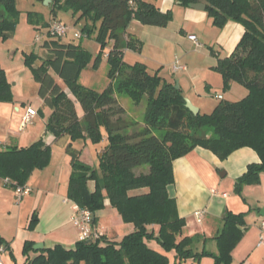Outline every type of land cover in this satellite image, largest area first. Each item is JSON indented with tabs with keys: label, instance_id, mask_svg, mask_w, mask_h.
Listing matches in <instances>:
<instances>
[{
	"label": "trees",
	"instance_id": "16d2710c",
	"mask_svg": "<svg viewBox=\"0 0 264 264\" xmlns=\"http://www.w3.org/2000/svg\"><path fill=\"white\" fill-rule=\"evenodd\" d=\"M183 6L206 3L213 24L224 28L229 21L242 24L245 32L231 55L219 58L213 67L221 74L225 88L240 83L248 93L240 100L221 99L210 113L195 115L186 107L181 88L151 73L142 62L124 61L126 49L139 50L141 42L128 29L133 20L144 25L165 27L173 12H163L146 0H51L54 20H60L57 10L73 12L75 24L85 36L97 33L102 47L109 46L107 59L112 65L111 76L118 82L103 91L90 89L78 79L91 60L90 52L73 41L51 35L45 23L44 44L50 57L34 64L36 53L27 56L39 83L38 94L51 109L47 130L71 158L67 197L95 215L108 200L125 222L135 230L120 241L101 235L97 239L78 241L74 248L58 244L27 256L16 264H171L169 252H174V264L210 256L214 264H232L233 251L246 231L244 213L227 212L223 226L214 237L218 251L206 248L194 250L196 237L183 234L186 221L180 216L177 201L169 187L175 183L173 163L196 147L211 150L225 160L242 147L253 148L260 157L251 163L237 180V191L244 185L261 182L264 172V0H176ZM17 0H0V41L8 38L18 22ZM31 15V14H30ZM43 18L39 15V18ZM29 20L39 24L31 16ZM97 56L94 67L100 63ZM69 90L70 94L64 90ZM11 86L0 65V100L11 98ZM118 94L128 95L136 105L148 100L146 124L130 135L125 132L136 122L126 123ZM193 127V129L191 128ZM213 129L209 134L207 129ZM101 144L98 165L81 159L84 147L78 140ZM103 142V143H101ZM52 157V147L40 139L30 146L0 150V177H9L18 184H27L32 173L46 168ZM148 167L147 171L136 172ZM94 182V189L88 183ZM147 188L143 193L132 191ZM39 221L34 214L29 228ZM9 243L0 236V244ZM160 247L157 248L154 244ZM32 242H26L24 252L30 254Z\"/></svg>",
	"mask_w": 264,
	"mask_h": 264
},
{
	"label": "crops",
	"instance_id": "0c3cea01",
	"mask_svg": "<svg viewBox=\"0 0 264 264\" xmlns=\"http://www.w3.org/2000/svg\"><path fill=\"white\" fill-rule=\"evenodd\" d=\"M146 1L154 3L163 12L172 11L173 19L165 27L144 25L133 20L128 34L141 42V48L126 49L123 59L129 51H133L138 55L137 60H140L136 62L146 64L151 73L157 72L165 80L179 84L185 99L189 98L201 112L206 104L207 92L217 88L221 90L223 86L221 74L213 67L219 58L231 55L245 28L234 21H229L224 28H218L206 10L183 6L176 0ZM191 35L196 36L197 42L190 38ZM176 61L184 68L174 70ZM135 63L130 62V65ZM164 72H168L166 76L174 78H167L163 75ZM235 83L231 84L232 88ZM240 87L235 88L234 95L242 99L248 90L243 85ZM217 95H222V99L227 96L225 93H217L216 97ZM19 111L21 115L17 118L18 122L8 130L11 134H8L6 144L11 145L1 149L27 147L43 139L46 145L52 147V157L46 168L37 169L32 173L27 182L31 192L20 200H17L15 188L0 184V236L9 243V248L7 247L3 256V264L23 263L27 256L33 257L37 251L58 244L74 248L79 241V232L73 222L75 202L67 197L72 166L71 158L65 152V144H59L55 136L47 130V112H43L39 117L45 122L44 125L40 120L36 121L37 114L25 130L30 126L34 128L25 131L20 129V124L27 108H19ZM0 146H4L1 141ZM56 147L62 150L57 153ZM94 147L96 153L101 155L102 147ZM85 148L80 157L87 162L84 157ZM259 162L258 153L251 147L239 148L222 160L211 150L200 146L174 161L175 183L169 187V192L177 201L180 216L186 221L183 234L196 237L195 251L201 252L206 248L207 251L217 252L214 237L222 229L224 215L227 212L244 213L246 231L233 251L232 264H264V233L260 227L264 218V172L259 184L244 185L241 192L236 188L238 178L247 171L248 166ZM88 164L97 165V162L92 157ZM88 184L94 189V182ZM147 190L144 188L132 193H143ZM197 211H203L201 221L195 216ZM35 213L38 214L39 221L35 228L31 229L29 225ZM94 229L110 240L120 241L133 232L135 226L125 222L119 211L107 200L105 208L94 215ZM255 232L257 241L249 251V238ZM26 242L34 244L28 255L24 252ZM154 246L159 248L156 243ZM239 249L241 259L237 261L235 256ZM186 261H189L187 264H214V259L210 256L202 257L199 262L192 258Z\"/></svg>",
	"mask_w": 264,
	"mask_h": 264
},
{
	"label": "rangeland",
	"instance_id": "374dc122",
	"mask_svg": "<svg viewBox=\"0 0 264 264\" xmlns=\"http://www.w3.org/2000/svg\"><path fill=\"white\" fill-rule=\"evenodd\" d=\"M17 9L19 11L18 22L13 31H11L8 35V38H5L0 41V65L5 70L6 79L10 82L11 86V98L9 100H0V141L3 142L4 146L7 147L11 144H6L8 141L7 136L11 134L8 130L18 122L19 116L21 112L19 108L22 110L25 108L32 107L36 111H38V117L36 121H41L39 118L43 112L48 113V119L51 115V109L47 107L41 97L38 94L39 83L37 79H35L33 67L28 63L27 56L32 52L36 53L37 57L34 58V64L38 65L41 62L42 58L46 59L50 57V52L43 47L44 38L47 31V26H44L45 23L52 22L53 14L51 12L50 4L46 5L43 1L39 0H17ZM31 14V15H30ZM42 15L39 18V15ZM57 15L61 18L60 21L65 22L70 27L68 34L63 35L62 41L68 42L73 41L78 44H81L85 49L90 52L91 60L89 64L81 71L78 81L84 86L90 87V89H95L97 91H103L104 88L108 87L110 84L117 85L119 80L118 74L115 78L111 76V68L112 65L105 56L109 52V46L102 47V44L97 40V33L94 32L91 36H84L82 38H77L75 33L80 30V27L75 24L76 17H74L73 12L70 10L59 9L57 10ZM34 18V20H38L39 24H35L29 20V17ZM77 28V29H76ZM39 37H42L40 40ZM101 55L100 63L97 67H94V62L96 57ZM137 54H134L133 51H129L127 55H125L124 60L130 64L135 63L139 59ZM168 69V64L165 66V70ZM163 75H168V72H164ZM167 78L173 79L174 76H166ZM235 87L225 88L224 84L222 89L210 90L207 92L205 96L206 104L201 109L202 113H210L216 107V105L221 101L216 97L217 93H225L227 100H239L238 96H235V88H241L240 83H235ZM66 90L69 94V90ZM119 104L125 108V113L122 114L126 123L136 122L135 125H131L125 132L130 135L137 133L142 130L146 124V113L148 110V100L146 97L143 98L142 102L136 105L128 95L118 94L117 93ZM232 100V101H233ZM235 101V100H234ZM198 107V106H197ZM42 125L45 122L41 121ZM40 122V123H41ZM32 124V123H31ZM30 124L27 125V128ZM46 126V123H45ZM47 127V126H46ZM34 127L30 126L27 131L32 130ZM193 129V127H191ZM16 129V128H15ZM25 130V131H26ZM213 129H207L208 133L211 134ZM39 132V131H38ZM40 137L43 135V132L39 134ZM103 143V142H101ZM101 146L99 144H94L90 140H78L75 142V146L84 147L85 148V158L89 163L92 161V157H94V161L99 162V155L96 153L94 146ZM93 146V147H90ZM56 152L58 150L55 148ZM64 150V149H63ZM63 152V151H62ZM148 167L138 168L136 170L137 173L141 171H147ZM256 232L252 234L249 238L250 247L249 251L252 249V245H254L257 241ZM157 244V243H156ZM158 245V244H157ZM158 247H160L158 245ZM171 264H174V252L168 253ZM239 261L241 259V251L240 249L237 251V255L235 256ZM184 260L180 264H187Z\"/></svg>",
	"mask_w": 264,
	"mask_h": 264
},
{
	"label": "built area",
	"instance_id": "2783aa9c",
	"mask_svg": "<svg viewBox=\"0 0 264 264\" xmlns=\"http://www.w3.org/2000/svg\"><path fill=\"white\" fill-rule=\"evenodd\" d=\"M50 33L51 35H55L58 37H63V35L68 34V31L70 30V27L68 24H66L63 21L60 20H53L50 22ZM75 36L77 38H82L85 35L80 31L77 30L75 33ZM190 38L197 42V38L195 35H191ZM41 40L42 37H39ZM107 57V54L105 55ZM184 66L180 65L178 61L174 64V70L183 69ZM217 98L222 99V95H217ZM38 114V111H36L34 108L29 107L27 109L26 114L24 115V119H22L20 124V129L25 130L28 124H31L33 122V119ZM0 184L5 186H11L15 188L17 192L18 199L20 200L24 195L29 194L31 192V187L27 186V184L21 185L18 184L16 181L12 180L9 177H0ZM75 214L73 216V222L74 225L77 227L79 232V241L84 240H92L97 239L101 236V234L94 229V214L91 210L82 208L75 204ZM196 218L201 221L203 217V211H197L195 212ZM261 231L264 233V218L261 220ZM261 245V243H260ZM7 251V245L2 243L0 244V264H3V256Z\"/></svg>",
	"mask_w": 264,
	"mask_h": 264
},
{
	"label": "water",
	"instance_id": "95a60500",
	"mask_svg": "<svg viewBox=\"0 0 264 264\" xmlns=\"http://www.w3.org/2000/svg\"><path fill=\"white\" fill-rule=\"evenodd\" d=\"M39 1H43L46 5L51 3V0H39ZM189 6L199 10L206 9V3L204 2L191 3ZM175 87L178 89L180 88L179 84H175ZM185 100H186V107L189 108L190 111H192L195 115H198L200 112L199 108L195 104H193V102L189 98H186Z\"/></svg>",
	"mask_w": 264,
	"mask_h": 264
}]
</instances>
